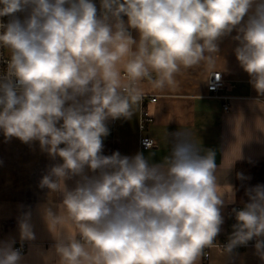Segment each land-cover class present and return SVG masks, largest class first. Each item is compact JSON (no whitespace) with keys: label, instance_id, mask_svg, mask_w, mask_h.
Here are the masks:
<instances>
[{"label":"clouds","instance_id":"obj_1","mask_svg":"<svg viewBox=\"0 0 264 264\" xmlns=\"http://www.w3.org/2000/svg\"><path fill=\"white\" fill-rule=\"evenodd\" d=\"M6 16L0 131L62 161L39 182L48 190L39 214L55 241L39 253L43 264H199L217 244L222 209L235 203L234 188L218 180L216 152L178 130L166 134L159 161L140 151L104 155L107 122L134 116L145 81L163 92L182 70L213 69L233 30L235 56L264 97V0H100L99 10L93 0H0ZM246 195L219 247L230 256L255 238L264 260V185ZM31 216L18 222L22 242L36 238ZM14 243L0 242V264H22Z\"/></svg>","mask_w":264,"mask_h":264},{"label":"crops","instance_id":"obj_2","mask_svg":"<svg viewBox=\"0 0 264 264\" xmlns=\"http://www.w3.org/2000/svg\"><path fill=\"white\" fill-rule=\"evenodd\" d=\"M131 31L135 38L137 33ZM235 35L233 30L219 42V56L213 69L200 65L182 70L176 77L177 86L163 92L152 90L145 81V94L157 97L155 103L147 105L153 121L143 133L140 131V103L131 119L107 122L109 134L104 138L103 148L104 155L115 151L134 155L140 151L159 161L168 152L166 134L182 130L190 132L202 150H214L219 182L225 187L230 184L235 190V203H226L222 209L224 223L216 241L229 239L233 232L227 212L237 204L236 166L264 162V97L258 96L235 56L237 42L232 39ZM214 72H221L225 82V88L217 96L208 92V82ZM227 103L228 112L224 109ZM143 136L155 140L152 149L141 151ZM61 162L59 157L53 160L42 152L39 142L29 145L15 137L6 140L0 131V242L14 241V248L24 243L22 264H43L39 253H46L55 243L39 214L48 192L39 187V182L52 165ZM67 183L72 187L74 182ZM29 211L36 238L22 242L18 222ZM199 264H264V260L256 254L255 247L230 256L213 249L203 255Z\"/></svg>","mask_w":264,"mask_h":264},{"label":"built area","instance_id":"obj_3","mask_svg":"<svg viewBox=\"0 0 264 264\" xmlns=\"http://www.w3.org/2000/svg\"><path fill=\"white\" fill-rule=\"evenodd\" d=\"M93 2L97 5V8L99 10L100 8V0H93ZM21 20H23L25 18V16L27 15L26 12H21V13H17L16 14ZM10 19V17H0V20H2L3 22L7 23L8 20ZM125 19H127L125 17ZM3 59H7V52H4L3 54V58L0 59V72H3L6 70V63L3 61ZM225 88V82L222 76L221 72H214L209 79L208 82V92L212 95V96H217L218 93L223 90ZM157 101V97L156 96H152V95H148L145 94L143 97V100L141 101V115H140V131L143 133L146 128L147 125L153 121L152 116L150 115L148 109H147V105L148 103H155ZM224 109L225 111H229L230 110V105L227 103L224 105ZM155 140L150 138V137H146L143 136L141 137L140 140V148L141 151H148V145H149V150L152 149L155 146ZM236 208L237 210H240L243 208L242 205L239 204H235L234 206H232L231 208H229L227 214L229 217V221L231 222L232 226L236 223V219H235V215L232 212V209ZM229 242V239H225L222 241H216L215 243H217L216 245H214L212 248H208L205 250V254H208L211 250L213 249H217L219 251L222 252L221 247H223L224 245H226ZM255 243H256V239L254 238L252 241H250L246 246H238L236 249H234L233 252H238V251H243L246 250L248 248H252L255 247ZM25 244L21 243L19 245H17L15 248L16 249H20L22 254H24V250H25Z\"/></svg>","mask_w":264,"mask_h":264},{"label":"trees","instance_id":"obj_4","mask_svg":"<svg viewBox=\"0 0 264 264\" xmlns=\"http://www.w3.org/2000/svg\"><path fill=\"white\" fill-rule=\"evenodd\" d=\"M237 173L243 174L244 179H238ZM236 200L237 204L244 205L249 202L246 189L256 185H264V162L239 164L235 170Z\"/></svg>","mask_w":264,"mask_h":264}]
</instances>
